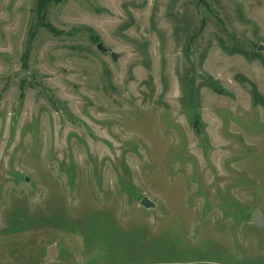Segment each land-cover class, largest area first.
<instances>
[{
	"label": "rangeland",
	"instance_id": "rangeland-1",
	"mask_svg": "<svg viewBox=\"0 0 264 264\" xmlns=\"http://www.w3.org/2000/svg\"><path fill=\"white\" fill-rule=\"evenodd\" d=\"M38 1L0 0V264H264V0Z\"/></svg>",
	"mask_w": 264,
	"mask_h": 264
},
{
	"label": "water",
	"instance_id": "water-1",
	"mask_svg": "<svg viewBox=\"0 0 264 264\" xmlns=\"http://www.w3.org/2000/svg\"><path fill=\"white\" fill-rule=\"evenodd\" d=\"M97 47L99 48V50L101 51H106L107 49L103 46V44L100 42L97 44ZM261 49V48H260ZM111 56L114 59H117L118 54H116L115 52L111 53ZM141 205L144 206L147 209H152L155 208L156 204L149 199V197L145 196L142 198L141 200ZM252 223L258 225L259 227L264 229V215L262 214V212L258 209H255L252 213ZM55 252V247H51L49 250V254L51 256L54 255Z\"/></svg>",
	"mask_w": 264,
	"mask_h": 264
},
{
	"label": "trees",
	"instance_id": "trees-1",
	"mask_svg": "<svg viewBox=\"0 0 264 264\" xmlns=\"http://www.w3.org/2000/svg\"><path fill=\"white\" fill-rule=\"evenodd\" d=\"M63 0H39L38 1V10L44 9L46 11L47 7L51 4H57L62 2Z\"/></svg>",
	"mask_w": 264,
	"mask_h": 264
}]
</instances>
